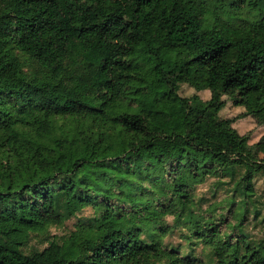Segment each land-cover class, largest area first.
<instances>
[{
  "label": "trees",
  "instance_id": "16d2710c",
  "mask_svg": "<svg viewBox=\"0 0 264 264\" xmlns=\"http://www.w3.org/2000/svg\"><path fill=\"white\" fill-rule=\"evenodd\" d=\"M180 83L195 94L182 97ZM223 96L264 128V0H0V106L23 122L37 115L40 134L53 118L85 116L134 138L102 156V137L74 143L41 161L36 179L1 180L0 264H211L163 247L172 227L210 247L215 264H264V246L223 238L213 215L194 212L207 177L242 168L247 199L264 175V135L254 160L220 117ZM1 129L18 141L13 123L0 118ZM87 207L90 223L22 252Z\"/></svg>",
  "mask_w": 264,
  "mask_h": 264
},
{
  "label": "rangeland",
  "instance_id": "374dc122",
  "mask_svg": "<svg viewBox=\"0 0 264 264\" xmlns=\"http://www.w3.org/2000/svg\"><path fill=\"white\" fill-rule=\"evenodd\" d=\"M25 66V71L32 72L34 63L27 57L16 52ZM179 94L182 97H190L195 91L186 84L180 83ZM210 94H199L203 101L209 99ZM223 99L228 104L220 114L221 118L232 121V127L240 134L248 138V147L251 149L254 160L261 157L256 149V144L264 135V128L257 125L254 119L244 116V109H236L232 106L227 96ZM3 113L0 118L6 123H13V129L19 134L17 142H8L4 130H0V182L11 184L13 188L19 187L23 182L36 179L44 174L41 161L52 160L57 156L60 148L73 145L81 147L82 142L96 137H102L104 144L102 153L116 154L111 145L129 144L134 141L130 134L124 133L117 127L105 124L95 117L73 116L56 117L51 120L49 134H40L33 125L37 115H31L21 121L11 104L0 106ZM111 144V145H110ZM108 145V146H107ZM110 155V154H109ZM244 174L242 168L235 167L233 171L222 173L216 177H207L205 181L193 189L196 206L195 213L204 216L213 215L216 228L223 238L230 237L233 242H245L251 247L264 246V175L258 174L253 179L254 192L252 197L244 198L241 178ZM96 217L92 207H87L69 219L61 227H51L48 238L32 236L28 244L22 248V252L29 254L41 250L49 244L50 240L67 236L81 223H90ZM164 226L173 225L172 217H165ZM163 247L174 249L180 256H189L191 259L202 260L215 264L212 249L203 242L194 239L186 229L172 227V231L162 239ZM242 245V244H240ZM243 252V248L240 250ZM164 263L163 261L160 262Z\"/></svg>",
  "mask_w": 264,
  "mask_h": 264
},
{
  "label": "crops",
  "instance_id": "0c3cea01",
  "mask_svg": "<svg viewBox=\"0 0 264 264\" xmlns=\"http://www.w3.org/2000/svg\"><path fill=\"white\" fill-rule=\"evenodd\" d=\"M207 94V93H206ZM228 106V104L226 103V106L225 107H227ZM236 109H238V110H241V108L240 107H236ZM222 113V111L220 112V114Z\"/></svg>",
  "mask_w": 264,
  "mask_h": 264
}]
</instances>
